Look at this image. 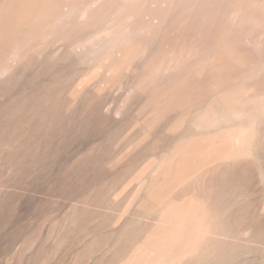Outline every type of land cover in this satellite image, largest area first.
<instances>
[{"label":"rangeland","instance_id":"obj_1","mask_svg":"<svg viewBox=\"0 0 264 264\" xmlns=\"http://www.w3.org/2000/svg\"><path fill=\"white\" fill-rule=\"evenodd\" d=\"M70 1L0 0V264H264V117L249 153L198 169L191 148L247 122L200 130L162 84L169 57L151 61L149 43L118 57L110 18L134 0H101L96 26L60 29L47 8ZM20 27L39 39L21 40ZM208 44L201 52L220 51ZM192 62L183 82L210 69V60ZM171 220L185 222L181 231Z\"/></svg>","mask_w":264,"mask_h":264},{"label":"bare ground","instance_id":"obj_2","mask_svg":"<svg viewBox=\"0 0 264 264\" xmlns=\"http://www.w3.org/2000/svg\"><path fill=\"white\" fill-rule=\"evenodd\" d=\"M21 1L9 0V3L12 7H15ZM51 3V5L54 4L52 1ZM77 3L83 4L84 8L75 7L74 14L69 15L70 6ZM61 4L62 9L60 10L54 7L47 8V10L49 9L47 17L50 14L61 16L60 18H51V21L59 20L60 29L68 25L81 26L87 22L90 26H96L98 18L94 17L93 13L101 12V10L92 8V6L107 4V2L101 0H73L61 2ZM119 13V16L110 18L113 21H119L117 39L121 47L119 45L118 57L125 56L128 49H132V47L140 50L146 43L151 44L152 47L151 61L156 59L163 66V62L169 57L166 66V77L168 78L164 79L162 84L173 93L171 101L178 100L182 109H185L184 116L188 118L193 115L192 122L197 128L203 130L204 127L227 124L233 119L247 122L245 127L235 126L226 128L227 130L222 129L219 133H224H222V136H218L217 140L205 141L191 148L192 152L199 155V159L196 160L198 169L204 164L229 158L237 152H248L253 144L255 132L253 128L256 124L259 125L264 117V0H134L130 2V9L122 7ZM130 13L133 17L128 16ZM227 20H231V29H228L225 25ZM195 23L198 24L196 27L194 26ZM15 31L21 40L27 38L29 41L34 42L40 37L38 32L21 27ZM228 32L230 39L225 43L220 40L219 36ZM209 34H212L214 39L211 41L206 39L204 42V37H208ZM6 39L7 45L4 50L11 51L13 40L10 35L6 36ZM209 42L211 44L219 43L220 51L212 52L208 48L209 56L204 51L201 52L204 45H209ZM107 43L112 46V39L107 40ZM83 44H76V50L79 46L85 54L93 51L92 47L90 49L86 44L82 48ZM232 45H237L240 48L233 50L231 49ZM23 47L24 43H19L17 51L22 52ZM192 60L198 62L210 60V69L203 79H187L183 82L179 74H183L189 69L193 63ZM110 61L109 63H111ZM186 61L189 62V65H186ZM176 67L180 70V73L176 72ZM169 70L171 71L167 74ZM148 71L158 75L152 65L148 66ZM232 77H241L242 81L233 80ZM166 82L168 83L165 84ZM187 130L189 129L187 128ZM187 130L185 129V131ZM180 164L186 165L185 163ZM213 167L211 168L213 172L215 168H220L215 167V165ZM209 171L211 170L207 172ZM203 184L201 183V185ZM223 184L220 183L221 186ZM212 185L214 186V184ZM194 186L197 187V185ZM209 188H212V186H209ZM209 191L211 193V190ZM199 193H196V195L198 196ZM201 194L203 195V192ZM184 223L181 220L179 222L172 220L167 222L172 228H178L179 230L183 228L181 224ZM168 231L170 230L168 229ZM171 232H173L172 229ZM171 232H166V234ZM173 237L171 235V239L168 240L170 237L166 236L163 241H171Z\"/></svg>","mask_w":264,"mask_h":264}]
</instances>
